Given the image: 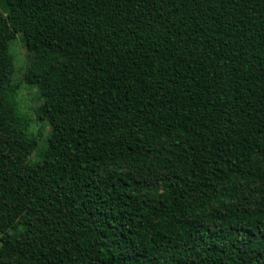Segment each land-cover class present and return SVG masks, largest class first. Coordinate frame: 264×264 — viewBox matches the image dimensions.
I'll use <instances>...</instances> for the list:
<instances>
[{"label":"trees","instance_id":"trees-1","mask_svg":"<svg viewBox=\"0 0 264 264\" xmlns=\"http://www.w3.org/2000/svg\"><path fill=\"white\" fill-rule=\"evenodd\" d=\"M0 264H264V0H0Z\"/></svg>","mask_w":264,"mask_h":264},{"label":"rangeland","instance_id":"rangeland-1","mask_svg":"<svg viewBox=\"0 0 264 264\" xmlns=\"http://www.w3.org/2000/svg\"><path fill=\"white\" fill-rule=\"evenodd\" d=\"M10 51L15 62L14 80L17 83H20L18 92L20 107L30 119V130L38 136L39 149L45 143L51 127L47 122L40 120L37 116L36 108L42 102L38 89L30 87L23 80L24 72L29 64V58L21 34H17L16 38L11 43ZM36 157L37 155L34 154L32 159H35Z\"/></svg>","mask_w":264,"mask_h":264}]
</instances>
